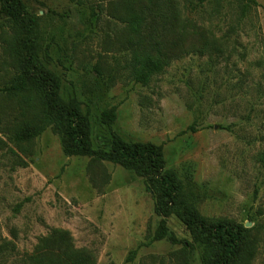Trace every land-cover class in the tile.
<instances>
[{"label":"rangeland","instance_id":"rangeland-1","mask_svg":"<svg viewBox=\"0 0 264 264\" xmlns=\"http://www.w3.org/2000/svg\"><path fill=\"white\" fill-rule=\"evenodd\" d=\"M254 1L241 15L235 0H173L185 28L162 38L175 56L142 85L130 75L142 35L127 15L154 19L141 11L147 0H21L36 21L40 61L59 77L60 96L79 101L93 148H108L100 115L115 107L112 129L126 141L161 144L164 168L178 174L201 214L250 224L252 264H264V0ZM5 31L0 84L14 74L8 23ZM23 110L18 98L0 101V264L57 253L61 239L94 264H181L180 243L152 240L161 217L142 177L64 155L49 127L21 150L9 129ZM166 222L190 241L175 216ZM202 253L195 246L188 264H202Z\"/></svg>","mask_w":264,"mask_h":264},{"label":"trees","instance_id":"trees-1","mask_svg":"<svg viewBox=\"0 0 264 264\" xmlns=\"http://www.w3.org/2000/svg\"><path fill=\"white\" fill-rule=\"evenodd\" d=\"M204 1L197 0V3ZM235 1L240 4L241 15L248 11L250 2L255 3L254 0ZM147 2V5H140L141 11L144 13L145 9L155 15L148 23L144 21L145 13L143 16L127 15L128 26L142 35L138 42L140 47L130 65L131 77L142 85L149 82L152 74L160 73L175 56L172 49L166 47L168 41L162 35L172 32L179 35L174 31L180 33L186 24L173 9V0ZM189 6L191 9L195 7ZM166 8L168 14L164 13ZM7 23L11 32L8 49L14 74L8 82L0 84V101L2 104L7 97L18 98L23 105L22 118L15 120L9 129L12 141L21 150H26L27 145L49 127L59 137L64 155L88 156L91 161L118 164L144 179L145 188L153 199L154 212L161 217L152 240L168 237L173 243H180L181 264H188V256L195 246L203 248L202 264H252L257 252V237L252 234V228L233 219L201 214L187 199L178 174L164 168L161 144L126 141L112 129L116 119L115 107L102 111L100 115L101 123L110 133L108 148L94 149L91 124L81 111L79 101L74 97L63 99L60 96L59 77L40 61L34 36L36 21L27 14L21 0H0V29L6 28V36ZM5 41L7 50V38ZM4 129L7 131V125ZM170 216H175L186 227L190 241L178 239L169 232L166 219ZM61 240L63 242L57 243V253L50 252L44 257L36 255L30 264H94L89 253L72 248L68 239Z\"/></svg>","mask_w":264,"mask_h":264},{"label":"water","instance_id":"water-1","mask_svg":"<svg viewBox=\"0 0 264 264\" xmlns=\"http://www.w3.org/2000/svg\"><path fill=\"white\" fill-rule=\"evenodd\" d=\"M249 225H250L249 223H246V224H245V227H248Z\"/></svg>","mask_w":264,"mask_h":264}]
</instances>
